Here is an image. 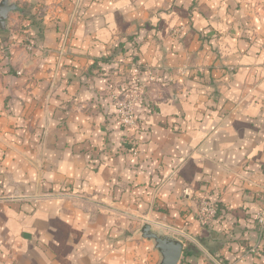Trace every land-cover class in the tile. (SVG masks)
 <instances>
[{
  "label": "crops",
  "instance_id": "obj_1",
  "mask_svg": "<svg viewBox=\"0 0 264 264\" xmlns=\"http://www.w3.org/2000/svg\"><path fill=\"white\" fill-rule=\"evenodd\" d=\"M43 3L0 28V264H159L145 223L178 264H264V0ZM134 36L161 75L136 155L111 97Z\"/></svg>",
  "mask_w": 264,
  "mask_h": 264
},
{
  "label": "built area",
  "instance_id": "obj_2",
  "mask_svg": "<svg viewBox=\"0 0 264 264\" xmlns=\"http://www.w3.org/2000/svg\"><path fill=\"white\" fill-rule=\"evenodd\" d=\"M30 37L27 39L30 42ZM6 48L0 46V58L4 57ZM122 92L114 95L113 99L117 107L118 120L124 129H127L129 134V145L132 148V153L136 155L138 153V147L141 134V123L136 112V105L142 98V90L138 85L129 89L124 87ZM219 211V203L214 201L205 200L201 203V207L198 211L199 219L208 223L212 221ZM257 224L259 225L260 232L264 231V206L255 215ZM251 252L259 251L258 247L250 249Z\"/></svg>",
  "mask_w": 264,
  "mask_h": 264
},
{
  "label": "rangeland",
  "instance_id": "obj_3",
  "mask_svg": "<svg viewBox=\"0 0 264 264\" xmlns=\"http://www.w3.org/2000/svg\"><path fill=\"white\" fill-rule=\"evenodd\" d=\"M13 2H15V3H17V4H20V6H19V8L20 9H25V11L26 10H28L29 9V5L31 4V3H36V4H38V7H40L39 9H41V6L44 4L43 3V0H13ZM39 9H37V14H38V10ZM21 11V10H20ZM40 11V10H39ZM17 12H19V11H16V12H12L11 14H15V13H17ZM20 13V12H19ZM16 15V14H15ZM9 22V21H8ZM183 31H184V27H182V26H179V27H174V28H172L171 29V35L174 37V38H179V37H181V35H182V33H183ZM11 33L12 32H10V39H12L11 38ZM16 34V33H15ZM24 34V33H23ZM25 35V37L23 38V39H26L27 38V36H26V34H24ZM28 39V38H27ZM21 43H23V42H21ZM122 43H123V45H122ZM122 43H120V45H119V47H120V49H122L123 51V53L126 55V53L128 52V58H127V60L125 61H120L121 63H122V66H125V67H128V69H129V72L128 73H126V72H124V73H122V74H124L123 76H124V79H123V82L122 83H124V87H127V88H129V89H131V88H133V87H135V86H139V87H141V90H142V98H141V100L145 97V95H146V87L148 86V84H151V83H156V82H160V78H161V75H159V73H156L155 72V68H153V65H150V64H147V63H144V62H142L139 58H138V56H137V54H136V51L138 50V48H139V43L137 42V40H136V38H135V36H134V38L133 37H130V38H128V39H126L124 42H122ZM4 46H3V45ZM25 44H27L26 46H28L27 47V49L29 50H31V46H33V44L32 43H28V41L25 43ZM3 46L4 48H6V53H5V55H7L8 53V48L6 47V46H8V45H6V43L4 44V43H1L0 42V46ZM36 45V42H35V44H34V46ZM5 55H4V57H1L0 58V61L3 63V67H5L6 65L7 66H10L8 63H7V60L9 59V58H5ZM9 55V54H8ZM124 55V56H125ZM125 62V63H124ZM116 71V70H115ZM120 74V73H119ZM121 75V74H120ZM123 90L121 89V90H119V91H117V92H114V93H112L111 94V97L113 98L114 97V95L115 94H117V93H119V92H122ZM114 100V99H113ZM140 100V101H141ZM139 101V102H140ZM114 103H115V101H114ZM136 107H137V105H136ZM141 123V122H140ZM126 131H128L127 129H125ZM142 131H143V128H142V125H141V133H142ZM128 133H130L129 131H128Z\"/></svg>",
  "mask_w": 264,
  "mask_h": 264
},
{
  "label": "water",
  "instance_id": "obj_4",
  "mask_svg": "<svg viewBox=\"0 0 264 264\" xmlns=\"http://www.w3.org/2000/svg\"><path fill=\"white\" fill-rule=\"evenodd\" d=\"M20 11L17 3L11 0L0 1V28L7 29L10 13ZM142 236L152 240L161 254L159 264H178L184 251L183 242L162 231L152 229L151 224L145 223L141 229Z\"/></svg>",
  "mask_w": 264,
  "mask_h": 264
},
{
  "label": "trees",
  "instance_id": "obj_5",
  "mask_svg": "<svg viewBox=\"0 0 264 264\" xmlns=\"http://www.w3.org/2000/svg\"><path fill=\"white\" fill-rule=\"evenodd\" d=\"M32 22V24H35L36 23V21H31ZM6 31V30H5ZM5 31H2V33H4ZM10 36V35H9ZM10 37H7V36H4V34H2V36H0V42L1 43H6V45H8L9 44V41H10V39H9ZM3 45V44H2ZM122 45H123V43H122ZM4 46V45H3ZM5 58H9V55L7 54V55H5Z\"/></svg>",
  "mask_w": 264,
  "mask_h": 264
}]
</instances>
